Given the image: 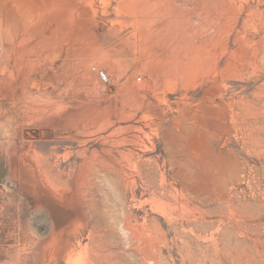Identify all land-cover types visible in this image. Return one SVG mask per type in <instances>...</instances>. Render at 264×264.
<instances>
[{
	"label": "rangeland",
	"instance_id": "rangeland-1",
	"mask_svg": "<svg viewBox=\"0 0 264 264\" xmlns=\"http://www.w3.org/2000/svg\"><path fill=\"white\" fill-rule=\"evenodd\" d=\"M65 1L57 61L0 91V264H155L149 237L160 264H264V0H167L199 43L185 64L147 2Z\"/></svg>",
	"mask_w": 264,
	"mask_h": 264
},
{
	"label": "bare ground",
	"instance_id": "bare-ground-1",
	"mask_svg": "<svg viewBox=\"0 0 264 264\" xmlns=\"http://www.w3.org/2000/svg\"><path fill=\"white\" fill-rule=\"evenodd\" d=\"M7 1V0H0V4H5L4 2ZM21 3H20V2ZM28 1V0H27ZM25 1V2H27ZM32 1H37V4L35 3L34 7H30V6H24L22 5V0H11L10 4L6 5L8 6L9 10H6L8 13L9 11L14 13V15L18 16L19 19H14V21L16 20H19V22L17 21L16 23L19 24V29H21L20 31V36H15L14 39H12L9 35H10V32H11V28L12 27L10 26V24H7L5 23V14H8V13H5V9H4V6H2V10H0V47H1V56H6V59H7V56L10 57L11 59L14 58V62H13V66H12V72H10V84H1L0 85V91H7L9 94H13L14 92L17 93V91H20L22 92L21 90L23 89V86H20L17 88V90H15V88L12 87V83L11 82H14L16 83V80L12 77L13 73L15 75V73L18 71V74L20 76V72L19 70L22 69V76L24 75V78L26 77L25 75H28L30 73V70L33 69L34 70V66H41L40 65V62H48L46 61L47 59H50L51 56H55L56 55V52L58 51V46L55 47V46H52V48L49 49V41L52 39L53 41V38L54 37H57L58 35H62V34H59L60 32L62 31H65L63 30V26H62V20L64 18V15H66L65 13L67 12L68 14V11H66V9H69V5H67L66 9L64 8V2H66L67 4H70L68 3L67 1L65 0H32ZM74 1H77V2H80V3H85V4H89V8H92L93 10V13L96 15L98 14V10L96 9V6L97 4H101L103 6V9L105 10L107 5H110V3L108 4L107 1L109 0H74ZM167 1V0H166ZM172 1V0H170ZM170 1L166 2L164 0H121L120 1V5L125 7L127 6L128 4L130 6L132 5H136V6H142L144 4H142L143 2L147 4L148 6H150L152 9L154 7L155 11H153V13L155 12V14L153 15L154 17H160V20L159 21H156L153 23V21H151V23L148 25L147 29L148 31V34H152V33H156L158 38H157V42L156 43V46L159 45L158 47V51L160 50L161 53L158 54L159 57L161 58H164V59H167V61H169V59H174V61L176 60H180L181 63L185 64L188 60H190V58H192V55L193 53L199 48V43H197V36L195 35L196 33L192 30L191 26H190V23L188 21H182L178 23V20L177 18L175 19H172L168 17H166L167 13L165 14V10H167L169 8V5H170ZM14 2V4H12ZM20 3V4H16V3ZM24 2V1H23ZM24 2V4H25ZM33 2V3H34ZM76 2V3H77ZM142 2L141 4L142 5H139V3ZM8 3V1H7ZM172 3V2H171ZM249 3V2H248ZM30 4V3H29ZM28 4V5H29ZM32 4V3H31ZM30 4V5H31ZM71 4H72V0H71ZM66 5V4H65ZM75 4H73L72 6H74ZM80 5V4H78ZM77 5V6H78ZM128 5V6H129ZM177 5V4H176ZM32 6V5H31ZM70 6V9L71 7ZM87 6V5H86ZM85 6V7H86ZM136 6H133V8H135ZM80 7V6H79ZM79 7H76L74 9L77 10V8ZM87 7V8H88ZM185 7V6H184ZM6 8V7H5ZM7 8V9H8ZM84 8V7H82ZM129 8V7H128ZM138 8V7H137ZM145 8V7H144ZM149 8V10L151 9ZM172 8V7H171ZM95 9V10H94ZM148 9V8H147ZM75 10V11H76ZM78 10H81V9H78ZM85 10V9H84ZM121 10V9H120ZM140 10V8L137 9V11ZM171 10V9H170ZM175 10V9H174ZM87 11V10H86ZM146 11V9H145ZM78 12V11H77ZM80 12V11H79ZM83 12V11H82ZM81 12V13H82ZM151 12V11H150ZM176 12V11H175ZM178 12V11H177ZM76 13V12H75ZM81 13H77V17L78 16H81ZM106 13V10L102 13L103 15ZM122 13V11H121ZM148 14V13H147ZM175 14V13H172V15ZM9 15H11V13H9ZM8 15V16H9ZM13 15V14H12ZM70 15V14H69ZM69 15H66V16H69ZM85 14H83L82 16H84ZM91 15V14H90ZM169 15V14H168ZM15 16V17H16ZM177 16V15H176ZM11 17V16H9ZM17 17V18H18ZM75 17V15H74ZM85 17V16H84ZM88 17V16H86ZM97 17V16H96ZM134 17V16H133ZM139 17V16H138ZM146 17V16H145ZM150 17V16H148ZM173 17V16H172ZM7 18V17H6ZM12 18V17H11ZM136 18V17H135ZM144 18V17H142ZM142 18H139L142 20ZM131 19V18H130ZM139 19L137 18V20L139 21ZM244 19V18H243ZM11 20V19H10ZM65 20V19H64ZM76 20V19H75ZM140 20V21H141ZM155 20V19H154ZM143 22L146 21V20H142ZM9 22V20H8ZM12 23V21H10ZM142 22V23H143ZM14 23V22H13ZM12 23V24H13ZM120 23V22H118ZM122 23V22H121ZM141 24V22H139ZM147 23V22H146ZM145 23V24H146ZM195 23V22H194ZM15 24V23H14ZM199 24V23H198ZM16 27V26H15ZM65 27V26H64ZM144 27V26H143ZM17 28V27H16ZM82 28V27H81ZM201 28V27H200ZM13 29V28H12ZM77 30V29H76ZM141 30V29H140ZM144 30V29H143ZM139 31V30H138ZM142 31V30H141ZM17 32H18V29H17ZM16 32V33H17ZM140 32V31H139ZM145 32V31H144ZM13 33V32H12ZM135 33V32H134ZM65 34V33H64ZM202 34V33H201ZM10 38H8V36ZM153 35V34H152ZM200 35V34H199ZM198 35V36H199ZM204 35V34H203ZM11 36L14 37V33L13 35L11 34ZM64 36V35H63ZM62 36V38H63ZM135 36V35H134ZM154 36V35H153ZM212 36V35H211ZM7 37V38H6ZM155 37V36H154ZM153 37V38H154ZM202 37V41H203V37L204 36H201ZM246 37V36H245ZM59 38V36L57 37ZM77 38V37H76ZM75 38V39H76ZM152 38V39H153ZM200 38V37H199ZM61 39V37H60ZM79 39V38H78ZM144 39V38H143ZM62 40V39H61ZM148 40H149V37H148ZM248 40V39H247ZM57 41V39L55 40ZM59 41V40H58ZM63 41V40H62ZM61 43H58L59 45L64 43L62 42ZM74 41V39L72 40ZM80 41V40H79ZM155 41V40H153ZM76 42H78V40H76ZM75 42V43H76ZM251 42V41H250ZM71 43V42H70ZM155 43V42H154ZM56 44V43H55ZM54 44V41L52 43V45H55ZM77 44V43H76ZM76 44L74 46H76ZM48 45V46H47ZM150 45V43H149ZM228 45V44H227ZM72 46H73V43H72ZM73 46V47H74ZM155 45L153 47H156ZM238 46V45H237ZM51 47V46H50ZM62 47V46H61ZM60 47V48H61ZM148 47V45L146 46ZM59 48V49H60ZM64 48V47H63ZM68 47H66L67 49ZM75 48H78V47H75ZM149 48V47H148ZM151 48V47H150ZM69 49V48H68ZM74 49V48H73ZM79 49V48H78ZM157 49V48H155ZM230 49V48H229ZM70 50V49H69ZM61 51V49H60ZM67 51V50H65ZM63 51V52H65ZM71 52V51H70ZM155 52V51H154ZM38 53V56L34 55V54H37ZM59 52H57V55H58ZM68 53V51H67ZM196 53V52H195ZM194 53V55H195ZM198 53V52H197ZM60 54V53H59ZM69 54V53H68ZM156 54V53H155ZM154 54V55H155ZM34 55L35 56V59L32 60L34 57L32 56ZM153 55V56H154ZM157 55V54H156ZM0 56V58H1ZM33 58H32V57ZM65 56V55H63ZM60 57V55H59ZM56 56L53 58L52 57V60L55 59ZM4 59V58H3ZM59 59V58H58ZM64 60V58H62ZM150 59V58H149ZM219 59V58H218ZM2 60V59H1ZM60 60V59H59ZM3 61V60H2ZM55 62L57 61V59L54 60ZM164 61V60H163ZM173 61V60H172ZM51 62V60H50ZM59 62V61H58ZM62 62V61H60ZM12 63V62H11ZM43 63V64H44ZM169 63V62H168ZM42 64V63H41ZM164 64V62H163ZM180 64V62H179ZM181 64V65H182ZM48 65V64H47ZM47 65H43L45 67H42V68H45L46 69V66ZM52 65V64H51ZM61 65V64H60ZM1 66V65H0ZM50 66V65H49ZM186 66V65H184ZM10 67V66H9ZM38 67V69H40ZM2 68V67H0ZM41 68V70H42ZM50 68V67H49ZM10 69V68H9ZM37 70V69H36ZM32 71V70H31ZM38 72H41L39 70H37ZM44 71V69H43ZM47 71V70H46ZM45 71V72H46ZM17 74V75H18ZM44 74V72H43ZM177 74V73H176ZM39 75V74H37ZM103 75L106 77L107 79V76L103 73ZM18 77V76H16ZM29 77H31V74L29 75ZM39 78V77H38ZM26 80V79H25ZM101 80V79H100ZM104 80V79H103ZM19 84V83H18ZM17 85V84H16ZM22 85V84H21ZM6 92V93H7ZM27 92H30V91H27ZM2 93V92H1ZM0 93V94H1ZM4 94V93H3ZM22 94V93H21ZM29 94V93H28ZM27 94H25L26 96ZM2 96V95H1ZM22 96V95H21ZM10 97V96H9ZM17 97V96H15ZM14 97V98H15ZM138 102V101H137ZM140 102V101H139ZM153 102V101H152ZM152 104V103H151ZM150 104V105H151ZM149 105V106H150ZM155 106V105H154ZM151 107H153L151 105ZM157 111V110H156ZM155 111V112H156ZM119 173V172H118ZM262 220V219H261ZM186 222H189L188 220H186ZM131 223V222H130ZM176 230V229H175ZM149 235V234H148ZM164 236V235H163ZM162 236V237H163ZM150 239H147L146 240V243H147V246L148 245H151L150 247L151 248H147L149 249V253L150 255L148 257H146L147 259H149L150 261H154L155 264H160V261H161V257H162V249H161V244H166V237H163L161 239H154L152 240L151 237H149ZM145 243V245H146ZM146 246V247H147ZM64 247V246H63ZM146 249V250H147ZM72 248L70 247L69 249L64 250V249H61L59 252L61 253H58V260L60 259H63V260H67V261H72ZM109 250V248H108ZM113 250V249H112ZM154 251V252H153ZM146 252V251H145ZM144 252V253H145ZM148 253V251H147ZM145 253V254H147ZM148 253V254H149ZM110 254V255H109ZM106 257H104L106 260H105V264H114L115 262L113 261L112 259V252H110ZM144 254V255H145ZM97 255V254H96ZM97 257V256H96Z\"/></svg>",
	"mask_w": 264,
	"mask_h": 264
}]
</instances>
